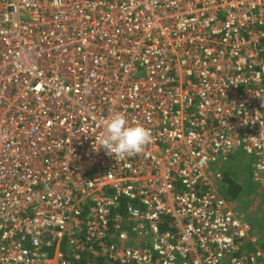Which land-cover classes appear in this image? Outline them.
I'll list each match as a JSON object with an SVG mask.
<instances>
[{
	"label": "built area",
	"instance_id": "obj_1",
	"mask_svg": "<svg viewBox=\"0 0 264 264\" xmlns=\"http://www.w3.org/2000/svg\"><path fill=\"white\" fill-rule=\"evenodd\" d=\"M237 151L264 192V0H0V264H264Z\"/></svg>",
	"mask_w": 264,
	"mask_h": 264
},
{
	"label": "rangeland",
	"instance_id": "obj_2",
	"mask_svg": "<svg viewBox=\"0 0 264 264\" xmlns=\"http://www.w3.org/2000/svg\"><path fill=\"white\" fill-rule=\"evenodd\" d=\"M223 170L241 190L236 199L228 197L230 207L250 224L255 245L264 247V192L252 181L248 160L237 151L224 162ZM220 187L223 194V183Z\"/></svg>",
	"mask_w": 264,
	"mask_h": 264
},
{
	"label": "clouds",
	"instance_id": "obj_3",
	"mask_svg": "<svg viewBox=\"0 0 264 264\" xmlns=\"http://www.w3.org/2000/svg\"><path fill=\"white\" fill-rule=\"evenodd\" d=\"M101 148L116 159L139 154L151 140V133L140 124H130L121 113L108 120L99 137Z\"/></svg>",
	"mask_w": 264,
	"mask_h": 264
},
{
	"label": "trees",
	"instance_id": "obj_4",
	"mask_svg": "<svg viewBox=\"0 0 264 264\" xmlns=\"http://www.w3.org/2000/svg\"><path fill=\"white\" fill-rule=\"evenodd\" d=\"M227 174L228 173L224 172V174L222 175L223 186L226 190V194L228 195V197L230 199H236L241 190L235 183H233L231 179H229ZM98 264H101V263H98Z\"/></svg>",
	"mask_w": 264,
	"mask_h": 264
},
{
	"label": "crops",
	"instance_id": "obj_5",
	"mask_svg": "<svg viewBox=\"0 0 264 264\" xmlns=\"http://www.w3.org/2000/svg\"><path fill=\"white\" fill-rule=\"evenodd\" d=\"M250 167H251V165H250ZM223 174H224V172H223ZM252 177V176H251ZM223 182H222V179H221V182L219 183V185H221ZM221 189V187L219 188V190ZM222 192H223V194H222V196L227 200L228 199V195L226 194V190L224 191L223 189H222ZM226 196V197H225ZM228 202V201H227ZM230 206V205H229ZM231 209H232V207H230ZM233 210V209H232ZM234 211V210H233ZM253 234V233H252Z\"/></svg>",
	"mask_w": 264,
	"mask_h": 264
}]
</instances>
